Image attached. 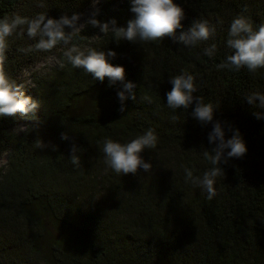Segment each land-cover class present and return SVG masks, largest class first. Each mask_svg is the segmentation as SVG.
<instances>
[{
	"label": "trees",
	"instance_id": "trees-1",
	"mask_svg": "<svg viewBox=\"0 0 264 264\" xmlns=\"http://www.w3.org/2000/svg\"><path fill=\"white\" fill-rule=\"evenodd\" d=\"M90 1L0 0V18L44 12L56 19L81 14ZM175 2L185 13L184 29L197 18L213 24L208 41L185 46L165 34L132 42L87 23L81 29L91 46L115 53L107 59L123 67L124 81L133 82L134 98L126 94L123 111L116 93L124 81L109 84L107 77L100 81L80 67L54 62L28 77L25 94L41 101L37 119L19 113L0 117V157L7 153L0 166V264H264V226L258 219L264 214V109L245 99L252 90L264 92V69L252 75L243 68H216L227 51L231 18L245 12L254 24L264 22V0ZM132 16L128 0H99L94 18L125 26ZM37 39L23 26L7 38L6 67L17 82L27 79L22 70L39 59L50 54L63 59L66 46L35 50ZM211 43L217 54L209 58L202 50ZM181 69L194 75L193 96L213 102V120L238 129L246 145L241 157L221 165L224 176L217 178L211 200L183 174V167L194 174L208 167L202 152L212 147L211 122L192 117L193 105L165 106L169 77ZM99 88L107 90L98 94L99 104L76 109V101ZM20 122L27 130L14 132ZM149 127L157 144L142 153L152 165L148 173L121 176L106 169L100 150L105 137L123 142ZM230 135L226 130L225 137ZM37 140L45 146L37 147ZM73 146L79 149L76 166L69 159Z\"/></svg>",
	"mask_w": 264,
	"mask_h": 264
},
{
	"label": "clouds",
	"instance_id": "clouds-1",
	"mask_svg": "<svg viewBox=\"0 0 264 264\" xmlns=\"http://www.w3.org/2000/svg\"><path fill=\"white\" fill-rule=\"evenodd\" d=\"M129 11L133 14L127 20L125 26H116L114 20L98 22L93 11L87 24L98 26L101 33H112L116 39L128 41H156L157 38L167 34L175 41L185 46H195L198 42L208 41L214 34L215 28L207 19L197 18L192 21L187 29H184L181 21L185 19L183 8L175 0H128ZM80 13L60 15L59 18L45 16L44 12L35 15L22 16L13 13L10 17L0 18V117L14 116L19 113L21 117L36 120V112L41 107V101L26 95V84H31L30 79L20 82L13 79L6 67L7 38L18 28L23 26V31L31 37H38L32 47L35 50L47 51L57 45L62 48V60H56L60 68L65 63L73 69L80 67L84 72L90 73L93 78L103 81L108 78L109 84L116 81H124L123 67L113 65L107 58L115 53L109 49L107 53L91 46L87 39L80 35L84 23L80 21ZM179 29L176 34L174 30ZM95 40V37L92 38ZM224 45L227 49L223 59L216 64L217 69L239 71L245 69L252 75H258L264 69V22L254 24L245 12L235 14L227 25ZM203 55L213 57L217 54V46L211 43L203 48ZM23 76L28 78L29 71H23ZM170 90L165 93V106L175 110L177 107L187 109L193 105L190 115L202 124L211 122V129L207 133V141L212 145L210 150L202 152L203 159L208 163L202 172L194 174L190 167H183L184 180L194 188H199L206 193V199L211 200L216 194L215 184L218 177L224 176L221 165L227 164L229 158H239L246 152V145L240 136L239 130L230 125L222 126L218 120H213L212 101L205 102L203 97L193 93L197 90L194 75L191 72L181 71L169 77ZM134 84L124 81L122 90L117 91L116 96L120 102V111H123L124 100L134 98ZM248 104H255L264 109V92L252 90L245 95ZM194 102V103H193ZM254 115L260 118L261 113ZM176 119L175 116L172 117ZM25 126H18L14 132L26 131ZM231 135L225 137V132ZM61 139L66 135L61 133ZM157 144V134L151 128L136 134L128 140L120 141L105 137L102 142L101 152L106 169H110L118 175L133 174L137 171L148 173L152 165L142 153L146 149H153ZM36 146L43 148L39 140ZM79 149L73 146L70 149L69 159L76 166L79 164ZM261 225L264 226V214L258 215Z\"/></svg>",
	"mask_w": 264,
	"mask_h": 264
},
{
	"label": "rangeland",
	"instance_id": "rangeland-1",
	"mask_svg": "<svg viewBox=\"0 0 264 264\" xmlns=\"http://www.w3.org/2000/svg\"><path fill=\"white\" fill-rule=\"evenodd\" d=\"M98 4H99V0H91L89 5L83 9L79 22L85 24L86 21L89 19L90 14L93 11H95V16H96L97 10H98ZM55 61H56L55 55L50 54L48 56H45V57L39 59L36 63L29 65L27 68L22 70V73L25 70L29 71V73H31L32 71L43 72L47 69L48 66L53 65ZM98 94L105 95V94H107V90L105 88H99L97 90H94L89 96H86L85 98H82V99L76 101L77 102L76 103V109H79L80 105H83L85 108L91 109L94 104H99L103 100V98L101 96H98ZM25 125H26V123H23V122H20L18 124V126H25ZM6 154L7 153L5 152L0 157V166H2L3 164L6 163V158H7Z\"/></svg>",
	"mask_w": 264,
	"mask_h": 264
}]
</instances>
